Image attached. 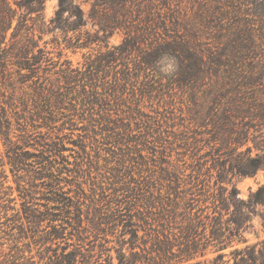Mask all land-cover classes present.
<instances>
[{
  "label": "rangeland",
  "instance_id": "374dc122",
  "mask_svg": "<svg viewBox=\"0 0 264 264\" xmlns=\"http://www.w3.org/2000/svg\"><path fill=\"white\" fill-rule=\"evenodd\" d=\"M7 1L16 7L20 0ZM77 1L87 14L90 2L94 0ZM127 1H137L131 6L134 25H142L149 18L156 23L158 12L167 11L162 1H170L180 26L169 29H178L182 33L183 26L189 25L186 35L190 46L207 65L200 71L193 63L187 70L171 56L161 55L151 67L152 71L145 73L134 66L133 58L128 59L129 81L121 89L124 103L116 105L115 100H110V104H100L94 111L93 122H87L85 114L77 107L76 112H72L73 126L66 125L60 130L62 119L54 124L55 127L33 130L34 138L23 151L44 156H29L24 171L11 170L0 136V222H5L15 210L21 211L23 190L35 198L33 207L44 209V198L51 183L47 161L54 156L42 147L43 141L63 145L64 150L51 168L58 180L52 177V181L57 183L55 187L68 192L71 197L83 192L87 200L92 199L98 206L120 205L123 212L133 215L135 209L132 212L127 210L131 205L144 210L149 202L157 200L159 194L166 196L168 191L171 196L189 198L184 206L189 202L191 213L200 214L206 222L207 236L210 229L207 223L213 215L212 194L218 192L219 185L227 187V191L235 186L237 196L246 200L251 192L264 184V166L246 175L233 168L234 158L246 159L256 154L260 159L255 163H264V0ZM56 7L57 0H43L38 17L36 13L31 14L37 18L34 21L36 27L42 22L47 24ZM28 17L26 15V23L30 25L32 21ZM15 23L16 19L12 26ZM95 27L88 21L75 33L68 32L66 37L59 32H45L39 45L49 52L54 69H58L63 60L69 61L73 67H81L84 54L102 53L110 46L120 44L124 38V31L116 28L105 38L99 32L98 40L88 47L73 49L65 46V40L70 36L71 43L76 40V35L79 43L83 42L87 35L95 34ZM11 31L12 27L7 37ZM144 33L133 52L154 50L153 32L146 30ZM234 54L236 58L232 57ZM218 61L221 64L215 65ZM190 63L188 61L186 65ZM107 97L115 99L116 95ZM239 99L247 103V108L231 107L230 104ZM66 107L65 113L70 108ZM12 124L15 125L13 120ZM12 131V139H18L21 144L20 132L16 127ZM173 180L176 182L172 183ZM176 183L178 189L175 191L167 188V185L175 186ZM262 210V206L255 208L252 226L242 233L245 243H235L220 251L225 254L224 259L232 262L230 252L234 247L242 248L264 238L258 215ZM222 213L225 220L228 215ZM3 228L4 225L0 224V244L6 248L12 239L4 235ZM199 229L203 231L202 227ZM20 241L22 247L27 240L22 238ZM21 249L28 254L26 248ZM173 250L177 253L176 247ZM203 251V256L176 264H193L219 253L213 252L212 246ZM179 257H173L171 263L178 261Z\"/></svg>",
  "mask_w": 264,
  "mask_h": 264
},
{
  "label": "trees",
  "instance_id": "16d2710c",
  "mask_svg": "<svg viewBox=\"0 0 264 264\" xmlns=\"http://www.w3.org/2000/svg\"><path fill=\"white\" fill-rule=\"evenodd\" d=\"M136 3L94 0L85 14L77 0H57V7L48 23L42 22L36 27L34 21L37 18L31 14L36 13L38 17L43 0H20L16 7H12L7 0H0V136L12 171H24L29 156L43 158V154L36 156L23 151L29 140L34 138L33 130L36 128L55 127L54 124L62 119L60 130L66 125L73 126L72 112H76L77 107L85 114L87 122H93L94 111L100 104H110V100H115L116 105L123 104L125 97L121 89L129 81L128 59L133 58L134 66L145 73L152 71L151 67L161 55L171 56L187 70L191 69L193 63L200 71L201 67L207 65L190 46L186 35L189 25L183 26L185 32L182 33L178 29H169L180 26L170 1H162L167 11L158 12L156 23L149 18L142 25L132 23L131 6ZM110 11L112 14L108 15ZM26 15L32 24L27 25ZM137 16L140 14L137 13ZM15 19L16 23L12 26ZM88 21L93 27L96 26L95 34L87 35L80 43L77 35H74L76 40L71 43L70 36L65 40L67 48L88 47L98 40L99 32L105 38L116 28L124 31L122 42L109 48L106 44L108 49L102 53L84 54L81 67H73L69 61L63 60L60 67L54 69L49 52L39 45L43 33L59 32L66 37L68 32L75 33ZM11 27L12 31L7 37ZM146 30L155 36L154 50L133 52ZM188 61L191 63L186 65ZM214 64L221 63L218 61ZM109 95H116V98L107 99ZM246 104L239 99L230 105L242 109V106L247 108ZM66 106L70 107L67 113ZM14 127L20 132L21 144L18 139H12ZM41 145L54 156L49 161L45 159L51 183L44 198V209L33 207L35 198L28 191L20 190L23 200L21 211L15 210L5 222H0L1 226L4 225L1 231L12 239L6 248L0 244V264H176L203 256V250L208 246L219 253L193 264H264V238L242 248L234 247L230 252L232 262L224 259L225 254L220 252L235 243L246 242L242 233L252 226L251 220L257 206L263 207L258 215L264 233V184L251 192L246 200L237 196L235 186L232 185L227 191V187L219 185L218 192L212 194L213 215L207 223L210 227L207 236L206 222H203L200 214L191 213L189 202L184 206L189 198L171 196L168 191L165 192L166 196L159 194L157 200L149 202L144 210L131 205L127 210L135 209L133 215L123 212L120 205L98 206L92 199L87 200L83 192L71 197L68 192L55 187L57 183L52 181V177L58 180L51 168L64 150L63 145L56 141H43ZM257 159H260L257 154L246 159L234 158L233 168L241 175L252 174L264 166L262 161L255 163ZM174 185H167V188L175 191L178 185ZM223 211L228 215L225 220L222 219ZM234 237L237 240L234 241ZM22 238L27 241L21 247L19 242ZM174 247L178 255H175ZM21 248H26L28 254L25 255ZM175 256H180V259L171 263Z\"/></svg>",
  "mask_w": 264,
  "mask_h": 264
}]
</instances>
